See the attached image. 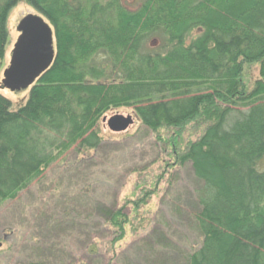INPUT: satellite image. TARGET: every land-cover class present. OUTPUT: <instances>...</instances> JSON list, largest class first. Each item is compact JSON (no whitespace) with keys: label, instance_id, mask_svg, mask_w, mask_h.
I'll return each instance as SVG.
<instances>
[{"label":"trees","instance_id":"1","mask_svg":"<svg viewBox=\"0 0 264 264\" xmlns=\"http://www.w3.org/2000/svg\"><path fill=\"white\" fill-rule=\"evenodd\" d=\"M21 1L0 0V77L9 16ZM24 1L53 27L56 56L17 110L0 94V209L66 154L94 161L138 125L152 139L129 170L140 178L139 195L83 213L111 238V257L99 264L125 256L128 264H264V0H138L133 9L128 0ZM159 35L163 46L149 48ZM99 56L107 62L90 64ZM253 66L258 78L250 84ZM121 108L134 109V124L114 133L104 118ZM183 172L189 185L180 192ZM173 191V221L188 222L201 240L188 248L159 228L164 210L154 219L147 211ZM70 215L62 214L72 224L47 219L52 235L36 241L29 264H70L53 240L66 224L73 229ZM94 228L83 231L90 237Z\"/></svg>","mask_w":264,"mask_h":264},{"label":"rangeland","instance_id":"2","mask_svg":"<svg viewBox=\"0 0 264 264\" xmlns=\"http://www.w3.org/2000/svg\"><path fill=\"white\" fill-rule=\"evenodd\" d=\"M127 5L131 9L136 8L139 5L138 0H128ZM29 15L39 16L41 14L22 0L11 12L8 21L9 44L0 77V94L12 101L13 110H17L28 101L30 89L20 92H12L6 89L2 84L3 74L10 65L12 52L21 35L18 26ZM197 35V31L193 32L191 39L196 38ZM154 39L160 41L157 47L160 49L164 44L160 35L150 38L147 46L149 47ZM107 60V58L99 56L90 61V64L95 62L97 64L106 63ZM258 71L257 66L249 68L246 81L253 84L258 78ZM107 115L108 118H111L112 115H134V109H116ZM106 127L105 124L104 128ZM131 129L129 134L134 135V137L114 136L106 143L103 152L97 154L94 161L81 163L80 159L76 160L75 152L66 154L61 161L46 172L40 182L33 184L16 201L9 202L0 209V264H29L32 256H35L36 249L40 247H38L36 241L39 240V243H45L44 239L52 235L46 229L47 219L56 216V219H60V222L72 224L71 222H64L62 214L67 209L71 213L72 222H74L73 229L68 230L67 227L70 224H66L61 233L58 231L56 235H53L55 237L53 240L59 244L60 251L63 252L64 256L71 258L67 261L70 264H76L80 259L87 260L90 258L93 259V264L108 262L111 255L105 254L111 238L104 232L103 226L97 225L98 221L88 223L83 217L84 214H91L90 209H94L100 201L111 203L115 198L123 200L139 195L136 186L141 183L140 178L136 175L129 176V170L134 165L142 163L146 151L144 148L151 146L152 139L151 136L145 138L144 134L138 132L140 130L138 125ZM104 131L105 135H108V130L105 129ZM188 185V177L183 172L176 190L185 192ZM178 194L176 192L174 198H169V201H165L164 204H162L163 196L155 197L147 211H150V219H154L157 213L164 210L166 225L164 227L160 224L159 228L163 232L165 230L164 233L172 244H179L184 248H188L192 243L198 244L201 240L192 231L188 222L181 224L177 220L173 221V202ZM84 204L86 205L82 206ZM77 205L81 208H76ZM82 221L84 222L82 223ZM88 225L89 229L95 227L90 237L86 234L87 232L84 233L83 231L85 230L83 228H87ZM133 241L134 238L129 236L122 244L121 250L126 249ZM87 243L89 244L87 245ZM92 244L93 249L90 248ZM115 264H128L126 256L117 259Z\"/></svg>","mask_w":264,"mask_h":264},{"label":"water","instance_id":"3","mask_svg":"<svg viewBox=\"0 0 264 264\" xmlns=\"http://www.w3.org/2000/svg\"><path fill=\"white\" fill-rule=\"evenodd\" d=\"M18 30L21 35L2 81L3 86L12 92L31 88L50 69L56 56L54 31L44 17L27 16ZM157 45L158 40H153L151 46ZM104 122L112 132L124 133L134 124V119L131 115H114L110 119L104 118Z\"/></svg>","mask_w":264,"mask_h":264}]
</instances>
